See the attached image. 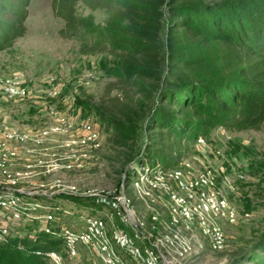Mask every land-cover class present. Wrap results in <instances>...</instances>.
<instances>
[{
    "label": "rangeland",
    "instance_id": "1",
    "mask_svg": "<svg viewBox=\"0 0 264 264\" xmlns=\"http://www.w3.org/2000/svg\"><path fill=\"white\" fill-rule=\"evenodd\" d=\"M77 13L96 29L63 38L52 0H31L25 36L0 50V234L50 229L63 246L49 264H263L264 125L184 133L147 168L165 31L160 79L127 86L119 55L85 51L111 46L110 13ZM106 115L125 122L126 143Z\"/></svg>",
    "mask_w": 264,
    "mask_h": 264
},
{
    "label": "trees",
    "instance_id": "2",
    "mask_svg": "<svg viewBox=\"0 0 264 264\" xmlns=\"http://www.w3.org/2000/svg\"><path fill=\"white\" fill-rule=\"evenodd\" d=\"M81 2L112 16L102 30L111 46L95 44L85 51L109 49L119 55L127 86L133 78L160 79V34L165 31L167 78L153 129L158 142L148 149L147 168L163 155L162 148L176 149L184 133L205 135L217 125L238 131L264 125V20L255 13L264 10V0H251L254 7L247 10L241 9V0H52L55 16L64 20L63 38L96 29L93 16L77 13ZM30 4L0 0V50L25 36ZM105 120L115 141L126 143L125 122L108 115ZM62 246L45 230L7 236L0 240V264H49L50 253ZM259 248L264 259V235Z\"/></svg>",
    "mask_w": 264,
    "mask_h": 264
},
{
    "label": "built area",
    "instance_id": "3",
    "mask_svg": "<svg viewBox=\"0 0 264 264\" xmlns=\"http://www.w3.org/2000/svg\"><path fill=\"white\" fill-rule=\"evenodd\" d=\"M51 217H52V216H50V218H51ZM45 230H47L48 232L50 231V229H48V228H46ZM88 236H89V235L82 234L81 239L87 241ZM6 237H7V236H5V234H4V235L0 234V240H1V241H3L4 239H6ZM50 257H51V258L53 257L54 259L59 258V257H58V252H51V253H50Z\"/></svg>",
    "mask_w": 264,
    "mask_h": 264
}]
</instances>
